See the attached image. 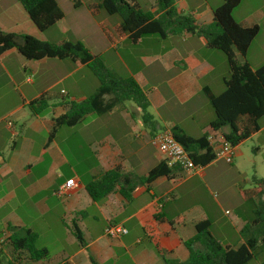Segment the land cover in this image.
<instances>
[{
    "label": "crops",
    "instance_id": "0c3cea01",
    "mask_svg": "<svg viewBox=\"0 0 264 264\" xmlns=\"http://www.w3.org/2000/svg\"><path fill=\"white\" fill-rule=\"evenodd\" d=\"M56 1L64 18L41 33L18 0H0V30L52 43H82L100 56L114 76L136 80L150 101L149 113L155 126L144 124L141 109L126 102L105 114H90L74 127H58L51 135L54 118L65 112L59 104L92 96L98 88L97 78L86 65L69 59L32 61L17 49L2 54L0 239H6V243L0 264L15 261L17 255L8 241L13 236L12 228L37 233L38 247L49 253L46 259L33 263L23 252L17 264H165L168 258L186 261L189 250L185 242L195 236L196 225L205 221L222 245L241 244L240 232L253 220L258 190L249 179L250 171L244 169L246 163L241 161L239 149L245 142L262 140L252 160L258 175L260 167L264 169V119L259 132L235 147L232 164L216 158L193 173L168 166L172 170L169 177L138 183L166 162L151 145L160 129L178 128L194 139L205 134L214 136L217 144L229 134L228 127L219 132L210 128L215 114L203 92L204 88L215 95L225 91L229 77L225 55L209 49L207 40L196 34L167 38L149 35L133 41L121 31L119 18L98 7V0ZM130 1L142 9V2L148 3L145 10L158 11V0ZM221 5L222 0H175L178 11L191 14L198 25L213 23L214 10ZM233 15L243 26L260 28L246 57L236 53L240 63L246 61L257 70L264 65V44H258L264 38V0H242ZM53 29L60 35L50 36ZM188 59L197 60L198 65L184 68ZM43 95L55 108L34 116L29 104ZM110 100V96L105 97L107 103ZM193 132L198 137H193ZM114 169L126 175L132 185L138 183L132 200L126 201L118 185L115 192L94 201L86 186ZM71 179L74 186L61 195L60 190ZM242 183L251 185L246 189ZM112 225L126 228L128 234L108 237L105 230ZM76 228L83 245L75 235Z\"/></svg>",
    "mask_w": 264,
    "mask_h": 264
},
{
    "label": "trees",
    "instance_id": "16d2710c",
    "mask_svg": "<svg viewBox=\"0 0 264 264\" xmlns=\"http://www.w3.org/2000/svg\"><path fill=\"white\" fill-rule=\"evenodd\" d=\"M18 1L41 33L50 30L64 18V13L56 0ZM241 2L242 0H222V5L214 10L213 23L198 25L191 14L178 11L175 0H158L157 12L142 9L130 0H98V7L107 15L119 18L121 31L133 41L149 35L167 38L196 34L207 40L209 49L225 55L229 69L225 91L215 95L210 89L204 88L203 92L215 114L210 128L214 132H219L228 127L230 132L224 136V140L233 147H237L259 132L260 121L264 119V65L253 70L246 61L240 63L236 55L238 53L245 58L260 32L258 26L246 27L234 18V10ZM18 40H21V43H18ZM11 49H17L22 56L32 61L69 59L79 62L86 65L98 80L97 90L86 100L63 101L59 104L65 108V112L54 118L51 135L58 127H74L90 114L102 115L126 102H132L139 107L143 113L144 124L154 128L155 122L149 113L150 101L136 80L114 76L100 56L89 51L82 43L69 41L52 43L29 35H17L0 30V56ZM197 65L198 61L195 59H188L183 63L184 68H194ZM106 96L111 97L109 103L105 101ZM54 108L55 105L50 102L47 95L29 104L30 112L34 116L48 113ZM172 133L189 154L194 165L203 167L216 159L206 134L194 139L178 128H174ZM177 167L179 166H175L174 169ZM171 172L166 162H163L152 169L147 177L140 178L138 183H149L162 176L169 177ZM252 181L257 186L258 202L253 210V220L240 232L243 241L241 244L222 245L212 235L210 223L201 222L196 225L195 236L185 242L189 258L186 261L168 258L165 259V264H248L253 260L264 264V179L253 177ZM138 183L132 185L126 175L119 169H114L89 183L86 191L94 201H99L115 192L119 185L120 194L126 201H131L132 191ZM12 231L13 236L8 241L17 255L15 261L9 264H17L23 252L28 254L33 263L48 257V250L37 245V233L30 229L18 231L12 228ZM75 235L83 245L84 240L77 228Z\"/></svg>",
    "mask_w": 264,
    "mask_h": 264
},
{
    "label": "built area",
    "instance_id": "2783aa9c",
    "mask_svg": "<svg viewBox=\"0 0 264 264\" xmlns=\"http://www.w3.org/2000/svg\"><path fill=\"white\" fill-rule=\"evenodd\" d=\"M209 145L214 150L216 158L224 160L228 164H232L235 158V147L226 140H217L214 136H208ZM155 148L164 156L166 163L169 167L175 166L182 167L187 173H193L201 169V166L194 165L189 154L184 147L175 139L171 130L166 129L159 132L152 140ZM75 184V180L71 179L66 182L60 190L61 195L67 194ZM105 234L110 238H119L128 234V230L121 226L112 225L106 228ZM6 239H0V252L3 249Z\"/></svg>",
    "mask_w": 264,
    "mask_h": 264
},
{
    "label": "rangeland",
    "instance_id": "374dc122",
    "mask_svg": "<svg viewBox=\"0 0 264 264\" xmlns=\"http://www.w3.org/2000/svg\"><path fill=\"white\" fill-rule=\"evenodd\" d=\"M84 1H94V0H84ZM142 3H144L143 5H144V8L145 9H148V8H146V7H149V5L150 4H146L145 2H142ZM147 5V6H146ZM66 9L68 8V6H64ZM56 31L58 32V29H53L52 31H50V36H52V37H57V36H59L60 35V33H56ZM81 38L80 39H82L83 41H88L87 39H86V37H82V36H80ZM62 38H63V36H62ZM64 39V38H63ZM53 41H54V39H52ZM57 41V40H56ZM87 43V42H86ZM258 44H260V45H263L264 44V38H261V39H259V41H258ZM29 77L30 78H32V74H29ZM188 125H189V123H188ZM160 131H162V129H160L156 134H158ZM192 135H193V137H198L194 132L192 133ZM152 140H153V138L151 139V145L155 148V146L152 144ZM262 144V140H254L253 142H251V141H248V142H245L241 147H240V151H241V153L243 154V157H242V159H241V161H243V162H245L246 163V166L244 167V169L248 172V171H250L249 173V179H251V181L253 180V177H256V178H258V179H261L260 177H264V169L262 168V167H260V169H259V174L258 175H256L255 174V168H252V166H253V161L252 160H254V156H255V149L257 148V147H259L260 145ZM63 148H64V151L66 152V154L69 156V151H67V146H65V144H63V146H62ZM251 159V163L250 162H248V159ZM234 162V161H233ZM251 184H241V186L242 187H245L246 189H248V187L250 186Z\"/></svg>",
    "mask_w": 264,
    "mask_h": 264
}]
</instances>
